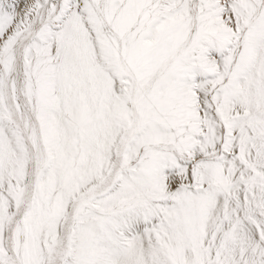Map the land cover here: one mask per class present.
<instances>
[{"label": "snow or ice", "instance_id": "obj_1", "mask_svg": "<svg viewBox=\"0 0 264 264\" xmlns=\"http://www.w3.org/2000/svg\"><path fill=\"white\" fill-rule=\"evenodd\" d=\"M0 264H264V0H0Z\"/></svg>", "mask_w": 264, "mask_h": 264}]
</instances>
